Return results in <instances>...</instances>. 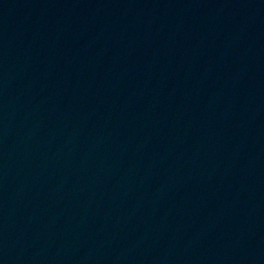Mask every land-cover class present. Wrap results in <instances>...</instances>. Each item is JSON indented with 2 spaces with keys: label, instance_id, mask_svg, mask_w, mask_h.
I'll return each instance as SVG.
<instances>
[{
  "label": "water",
  "instance_id": "95a60500",
  "mask_svg": "<svg viewBox=\"0 0 264 264\" xmlns=\"http://www.w3.org/2000/svg\"><path fill=\"white\" fill-rule=\"evenodd\" d=\"M0 264H264V81L0 4Z\"/></svg>",
  "mask_w": 264,
  "mask_h": 264
}]
</instances>
